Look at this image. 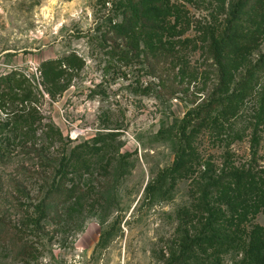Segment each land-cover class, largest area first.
<instances>
[{
	"label": "rangeland",
	"instance_id": "1",
	"mask_svg": "<svg viewBox=\"0 0 264 264\" xmlns=\"http://www.w3.org/2000/svg\"><path fill=\"white\" fill-rule=\"evenodd\" d=\"M102 1L0 0V76L17 69L38 84L40 61L70 51L85 60L61 96L40 103L62 133L45 152L60 157L113 132L129 162L116 185L118 209L64 229L32 227L43 171L30 145L12 147L0 159V264H166L177 247V210L203 192L234 197L245 227L264 226V0H243L235 21L238 0H124L127 15L146 10L151 23L159 13L169 28L166 46L147 36L128 60L109 53L122 47L106 25L118 0ZM181 128L188 167L169 195L148 197L147 183L173 162ZM250 182L256 189L246 194Z\"/></svg>",
	"mask_w": 264,
	"mask_h": 264
},
{
	"label": "trees",
	"instance_id": "2",
	"mask_svg": "<svg viewBox=\"0 0 264 264\" xmlns=\"http://www.w3.org/2000/svg\"><path fill=\"white\" fill-rule=\"evenodd\" d=\"M104 1L105 5L107 1ZM123 1L112 2L114 17H109L106 23L120 38L122 47L111 49L109 53H116L121 60L138 56L140 43L147 36L160 47L166 46L163 30L169 28L161 21L159 13L155 15L157 19L148 23V11H133L127 15ZM146 1L137 5L143 7ZM243 3L238 0L232 5L230 19L235 21L241 17ZM119 14L122 20H117ZM259 58L258 64L263 63L264 54ZM84 65L85 60L70 51L39 62L38 84L17 69L0 76V159L7 158V154L10 157L8 151L12 152V147L30 145L28 149L35 153L43 171L39 180L44 195L33 204L26 221L32 227L51 222L64 229L78 225L88 213L97 211L106 216L119 207L116 185L129 173V162L124 153L116 151L113 132L95 134L60 157L50 156L44 150L60 143L62 133L52 121L45 120L40 103L45 98L54 101L61 96ZM183 123H187V119ZM183 128L179 133L181 140L173 145V162L147 183L145 192L148 197L169 195L175 180L188 167L189 153L183 142ZM40 136L43 142L34 148L38 146ZM94 175H100V180ZM226 182L234 185L237 181ZM254 185L250 182L243 191L253 193ZM235 187L237 189V185ZM221 194L213 199L203 192L200 200L177 210V247L170 251L166 264H264V226L251 223L245 227L242 206L234 197ZM193 219L197 221L195 227L191 225ZM108 233L102 231L97 245L107 239Z\"/></svg>",
	"mask_w": 264,
	"mask_h": 264
}]
</instances>
